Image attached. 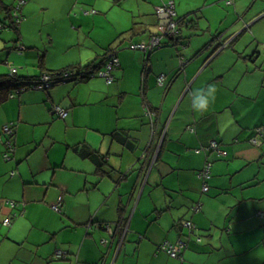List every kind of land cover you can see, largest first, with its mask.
I'll return each mask as SVG.
<instances>
[{"label": "crops", "instance_id": "1", "mask_svg": "<svg viewBox=\"0 0 264 264\" xmlns=\"http://www.w3.org/2000/svg\"><path fill=\"white\" fill-rule=\"evenodd\" d=\"M2 2L24 4L19 35L0 5V76L35 81L101 67L110 51L120 66L110 84L81 81L77 97L73 81L28 88L1 105L0 264H264V139L251 141L264 127V0ZM168 3L184 20L179 35L150 54L133 49L159 33L156 10ZM208 86L215 102L197 113L191 94ZM148 112L157 114L154 136ZM212 140L223 155L205 150ZM179 239L188 242L181 259L159 250Z\"/></svg>", "mask_w": 264, "mask_h": 264}, {"label": "built area", "instance_id": "2", "mask_svg": "<svg viewBox=\"0 0 264 264\" xmlns=\"http://www.w3.org/2000/svg\"><path fill=\"white\" fill-rule=\"evenodd\" d=\"M233 1L234 0H227L228 3H231ZM23 4L24 2H20L19 5L17 6V10L20 9ZM15 13L18 23L20 22L18 11H16ZM156 13H157L159 33L151 36L146 44L145 43L132 44L133 49H140L144 51L145 54H150V52H152L156 48L161 47L164 44L163 39H171L179 34V20L176 19V12L173 3H168L164 6L158 7ZM119 66H120V61L117 54L113 51H110L106 55L102 67L99 68L96 74H93V76L99 73L100 77L105 78L107 83L110 84L114 80L113 72ZM15 72L16 70L13 69L12 74L14 75ZM78 74H79L78 71H70V70L63 72L61 75L58 76H55L56 74L53 75L50 73L44 74L40 76L39 79L32 82V88L45 91L54 87L55 85L57 86L60 84L67 83L73 79H77L79 77ZM166 79H167L166 75L161 74L158 77L159 84H164L166 82ZM54 112L57 115H59L61 118H65L68 114V111L61 107H55ZM148 113L152 122L153 136H154V132H155L154 122H155V116L157 114L156 112H148ZM190 130L194 131L193 129ZM2 133L7 137L6 140L7 150L5 152V158L11 159L12 154L15 151L13 144L15 128L13 124L5 125L3 127ZM261 139H264V127H258L256 129V135L251 139V141L256 145H260ZM205 150L217 152L219 155L224 154V152L219 147V143L217 140H212L209 146L205 148ZM201 151L202 149L196 150V152H201ZM211 168H212V162L207 161L204 164L202 170H200L198 173L199 179H201L203 182V188H202L203 193H207L209 190L208 180L211 177ZM61 203H62L61 201L57 202V204L54 206V209L60 212L62 207ZM11 205L13 207L17 206L15 202H11ZM202 207L203 204L201 202H197L192 206V210L194 212H200ZM3 223L4 225L9 226L11 224V218H6ZM183 224L185 227H187L190 230V232H194L196 229L195 225L192 222L186 221L183 222ZM187 247H188V242L183 239H179L176 243L165 241L160 245L159 250L165 252L172 258L181 259L182 253ZM65 255L66 253L61 250L56 253V257L59 258L65 257Z\"/></svg>", "mask_w": 264, "mask_h": 264}, {"label": "trees", "instance_id": "3", "mask_svg": "<svg viewBox=\"0 0 264 264\" xmlns=\"http://www.w3.org/2000/svg\"><path fill=\"white\" fill-rule=\"evenodd\" d=\"M0 5H3L4 10L7 12V18L6 19L10 20L11 29H13L15 32H17V35H19L18 25H19L20 22L17 23L16 13H15L16 11L19 12V10H20V9L17 10V6L19 4L17 6L14 5L12 10H10V8L8 6L6 7L3 4L2 0H0ZM19 18H20V20L22 19L20 17V15H19ZM183 23H184V20L180 19L179 20V33H180V26ZM175 38L176 37L171 38L169 41L174 40ZM146 62H147V60H146ZM99 68L100 67L94 66V63H93V64H88V65H85V66L70 67V68H67V69L63 70L62 72L52 73V74L53 75L56 74L55 76H58V75H61L63 72L68 71V70H70V71H78L79 72V74H78L79 77L77 79H79V81H83V80L89 79L93 74H96V72H97V70ZM143 73L145 75L146 74V70ZM74 81H77V80H74ZM32 82L33 81L30 80V78H28V77H25V78L23 77L22 78V77L18 76V77L12 78V77H10L8 75H6V76L1 75L0 76V107L5 102H7L11 98V96H13V95L15 96L17 94H20L21 92L25 91L28 88L31 89L32 88ZM83 155H85L87 157L90 156L92 158H95V159H97V162H99L101 160L103 161V158L101 156L100 157L96 156V154L94 152L90 151V150H87L86 152L84 151ZM99 163H101V162H99Z\"/></svg>", "mask_w": 264, "mask_h": 264}, {"label": "clouds", "instance_id": "4", "mask_svg": "<svg viewBox=\"0 0 264 264\" xmlns=\"http://www.w3.org/2000/svg\"><path fill=\"white\" fill-rule=\"evenodd\" d=\"M101 68V67H100ZM216 89L214 86L199 88L191 94V106L197 113H205L216 99ZM225 115H229L225 113Z\"/></svg>", "mask_w": 264, "mask_h": 264}, {"label": "rangeland", "instance_id": "5", "mask_svg": "<svg viewBox=\"0 0 264 264\" xmlns=\"http://www.w3.org/2000/svg\"><path fill=\"white\" fill-rule=\"evenodd\" d=\"M9 1V3L11 4V3H13V2H11V0H8ZM77 13H79L78 11H77V9H75L74 10V12H73V15H76ZM13 20V19H12ZM14 21V20H13ZM12 21V22H13ZM93 23V22H92ZM101 25H102V28H103V23L101 22ZM78 28H80V26H79V24H75V26H74V29H77L78 30ZM13 32H14V30H12ZM13 34V33H12ZM14 35V34H13ZM59 37L57 36V39H58V41L60 42V43H62V42H64L66 39H67V37H68V35H66V33H64L63 31H62V33H59ZM1 39H2V36H1ZM92 41V40H91ZM102 59V58H101ZM1 67H2V65H0ZM102 67V66H101ZM5 74H7L8 75V73H5ZM10 74V73H9ZM91 79H94V80H104V82L106 83L107 81H106V79L105 78H102V77H100V75H99V73L97 74V75H94V77L93 78H91ZM74 80H77L76 82H75V85H74V88L75 87H77V89H76V96L75 97H77L78 96V94H79V92H82V93H84V88H85V86H83V85H79L80 84V82L81 81H79V79H73V80H71V81H69V83H70V85L71 86H73V81ZM79 85V86H78ZM14 97H18V95H16V96H14ZM10 100H13L12 99V97L9 99V101ZM88 110V112H92V110L91 109H87ZM56 117V116H55ZM0 118H2V115H0ZM57 118V117H56ZM56 120H58V119H56ZM61 121V120H60ZM88 122V121H87ZM83 123V122H82ZM49 144V143H48ZM60 144V143H59ZM50 146H53L52 144H49ZM55 146H61V145H57V144H55ZM57 148V147H56ZM55 152L54 153H52L51 155H56L57 153H58V151H56V149L54 150Z\"/></svg>", "mask_w": 264, "mask_h": 264}, {"label": "water", "instance_id": "6", "mask_svg": "<svg viewBox=\"0 0 264 264\" xmlns=\"http://www.w3.org/2000/svg\"><path fill=\"white\" fill-rule=\"evenodd\" d=\"M150 37H151V36H150ZM105 57H106V56H105ZM104 61H105V58H104V60H103V63H104ZM103 63H102V65H103ZM102 65H101V66H102Z\"/></svg>", "mask_w": 264, "mask_h": 264}]
</instances>
